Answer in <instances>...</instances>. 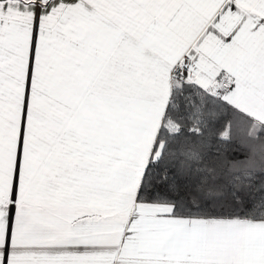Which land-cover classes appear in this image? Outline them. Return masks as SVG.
I'll list each match as a JSON object with an SVG mask.
<instances>
[{"label":"snow or ice","instance_id":"obj_1","mask_svg":"<svg viewBox=\"0 0 264 264\" xmlns=\"http://www.w3.org/2000/svg\"><path fill=\"white\" fill-rule=\"evenodd\" d=\"M0 264H264V0H0Z\"/></svg>","mask_w":264,"mask_h":264}]
</instances>
